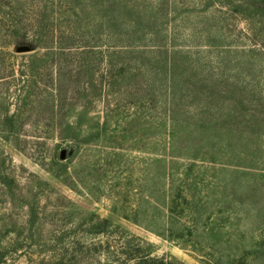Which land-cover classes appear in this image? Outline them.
Returning a JSON list of instances; mask_svg holds the SVG:
<instances>
[{
	"label": "rangeland",
	"instance_id": "rangeland-1",
	"mask_svg": "<svg viewBox=\"0 0 264 264\" xmlns=\"http://www.w3.org/2000/svg\"><path fill=\"white\" fill-rule=\"evenodd\" d=\"M263 154L264 0H0V264H264Z\"/></svg>",
	"mask_w": 264,
	"mask_h": 264
},
{
	"label": "trees",
	"instance_id": "trees-1",
	"mask_svg": "<svg viewBox=\"0 0 264 264\" xmlns=\"http://www.w3.org/2000/svg\"><path fill=\"white\" fill-rule=\"evenodd\" d=\"M12 117H14V114L6 116L5 121ZM263 155L262 164H264ZM85 223H89L88 233L93 235H104L106 238V241H101L99 243L91 242L88 244L87 248L93 247L95 250L94 256L97 258L96 262L92 264H181L177 261L174 262L164 258L151 257L144 252L140 243L133 242L128 237L117 235V232L112 233L107 226H105V221L86 220ZM108 237H110L112 241H109ZM2 256L3 254L0 253V261Z\"/></svg>",
	"mask_w": 264,
	"mask_h": 264
}]
</instances>
